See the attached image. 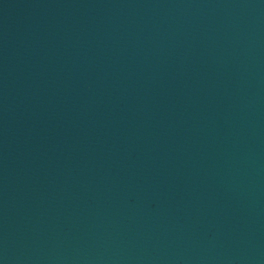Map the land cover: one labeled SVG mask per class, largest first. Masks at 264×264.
I'll return each instance as SVG.
<instances>
[{
    "label": "water",
    "instance_id": "obj_1",
    "mask_svg": "<svg viewBox=\"0 0 264 264\" xmlns=\"http://www.w3.org/2000/svg\"><path fill=\"white\" fill-rule=\"evenodd\" d=\"M0 264H264V0H0Z\"/></svg>",
    "mask_w": 264,
    "mask_h": 264
}]
</instances>
